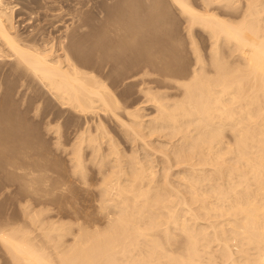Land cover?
I'll use <instances>...</instances> for the list:
<instances>
[{
	"label": "bare ground",
	"instance_id": "bare-ground-1",
	"mask_svg": "<svg viewBox=\"0 0 264 264\" xmlns=\"http://www.w3.org/2000/svg\"><path fill=\"white\" fill-rule=\"evenodd\" d=\"M171 1L189 23L186 35L193 64L184 76H176L164 62L147 66L149 70L137 75L146 101L130 109L118 101L106 79L82 67L74 52L76 45L68 44L72 35L66 40L72 46L60 44V54L48 40L43 48L35 41L31 44L37 36L29 40L21 37L11 6L0 0V58L9 52L6 55L14 57L17 68L41 83L55 101L85 116L70 148L69 142H64L66 147L61 149L72 168L70 180L72 177L90 189L93 182L89 175L95 174L99 207L105 215L100 227L106 223L104 231L91 227L92 231L88 228L91 224L78 222V233L66 240L71 242L66 245L61 238L73 229L49 221L44 240L57 243L54 235H58L65 243L62 250L44 245L53 256L41 249L45 242L35 246L28 232L11 227L2 230L0 241L16 263L264 264V0H200L201 10L188 0ZM240 2L244 6L240 7ZM84 6L88 5H82V10ZM221 9L234 14L227 17ZM127 24V30L130 25L132 31L121 38L122 45H133L145 22L138 32L133 31L135 24ZM196 29H201L209 42L207 55L199 48L202 40L196 42ZM152 74L160 76L157 90L151 85ZM145 104L155 110L150 120L148 115L144 119V111L140 113ZM110 120L119 123L133 147L137 143V150H128L127 155L107 129ZM2 130L8 127L2 126ZM3 131L0 149L6 145L12 148L17 142L15 132L10 128L8 134ZM60 137L56 140L59 147ZM156 153L160 154L157 161L153 158ZM10 160L12 167L18 162ZM38 188L36 182L30 186L33 191ZM51 246L56 254L50 252Z\"/></svg>",
	"mask_w": 264,
	"mask_h": 264
},
{
	"label": "rangeland",
	"instance_id": "rangeland-1",
	"mask_svg": "<svg viewBox=\"0 0 264 264\" xmlns=\"http://www.w3.org/2000/svg\"><path fill=\"white\" fill-rule=\"evenodd\" d=\"M3 1L8 4L9 7L11 6L10 8L14 12V18L16 19V21H14L17 28L16 32H20L19 34H22L21 37L23 36V38L28 40L29 38L34 39L37 36L31 44L35 41L38 47L41 45L40 47L43 48V45L48 43L46 40H48L49 43L53 42L57 49L59 48L57 51V49L53 47V49L57 51H54L56 54L58 52V54H60L61 46L68 47V44H72L73 46L76 45L75 48L71 47L70 50L77 48L76 51L73 50L75 54L77 53L78 56H76L82 60V67L89 71L91 70L102 79H106V84H109L108 86H110V89L115 93L117 99H119L118 101L123 104V107L125 105V107L128 106L127 108L131 107L130 109H132L134 107H140L141 105L139 104L141 102L142 105L145 103L146 97L140 91V86H142L140 84L141 79L139 78L140 76L137 75L142 74L146 69L149 70L147 66L149 67L153 63L159 64V62H164L166 63L165 65L168 64L167 66L170 70L177 72L176 76L185 73L181 75L184 76L191 69L189 65L193 64L192 61H194L193 55L191 54V45L188 43L189 34H187L188 36L186 35V33H188V27L186 25L189 23H187L186 16L184 15V18L182 17V12L177 6L173 5L171 0ZM188 1L191 2L193 4L192 6L196 9L201 10L203 8V4L200 0ZM239 1L242 2V0ZM241 2L239 5L242 4L244 0L242 3ZM86 4L88 6H84L82 10V5ZM237 4L236 2V5ZM242 6L244 5L242 4ZM96 7L98 8L96 9ZM98 10L105 13L99 12ZM223 10L221 9L220 12L222 11V13H224L223 15L227 13V17H229L231 13L234 14L232 10ZM100 13L102 15H100ZM131 20H133V24H135L133 31H140L141 28H143L144 22L145 28L143 29L145 30L143 31L142 29L137 33H141L138 35L140 40L137 38L133 45L130 43H123L122 45L121 38L128 33L129 35L131 34L132 30L130 29L132 28L128 25L133 22ZM125 23H128V30ZM116 24L117 26H115ZM137 24L140 27H138ZM78 25L80 28L83 26V29H79ZM118 26H120L121 29H119ZM77 27V30H81L78 31L79 34L76 30ZM123 27L126 28L127 32ZM196 31L202 33H198L197 35L199 36H196V34L194 35L195 38H197L196 42H199L198 40L200 39L202 40V42L200 41L201 44L200 42L198 43L200 46L198 47L201 50L203 49L202 53L206 52V54L203 53L204 55H207L209 47H207V45H209V42L205 38V35H203L204 32L201 29H196ZM25 35H29L28 38H26ZM68 35L72 36L69 37ZM65 37L67 38L64 39ZM203 37L204 39H202ZM67 39L71 41V43L66 41ZM206 41L208 43H206ZM67 42L68 44H66ZM157 42L161 44L160 47L162 48L158 46L159 44ZM4 49L7 50L5 47ZM157 51L158 53H156ZM6 54H9V52L5 53L3 56L5 57ZM3 56L0 58V126L2 125L5 128L8 127V130L10 128L15 132L14 135L17 136V144L15 143L12 148L10 145H6L5 149H0V231H5V229L10 230L11 228L24 230L28 232L32 242H35V246L37 244L38 247V244L40 245L45 242L40 245V247L42 246L43 248L41 249L48 252L49 249L47 250V246H44L48 242L45 241L47 239L44 236V232L50 227L49 221H55L57 225L66 223V226H64L68 227L69 230L72 228L75 233H71L73 230L70 231L71 236H69L70 234L65 235L61 238L64 240H61L58 235H54V238L57 239V243H47L48 246H50V244L56 245L57 247H55V249L62 250L63 247L61 246L63 244H71V242H66V240L76 235V232L78 233V222L84 223L82 224L83 226H90L88 224H91L92 226L88 228L90 229L92 227L95 231L97 228L101 231L106 229V223L104 226L100 227L105 221L104 217L102 219V216L105 215L102 214L99 207L98 195L95 190L98 179L94 177L95 174L92 172L90 173L89 180L91 179L90 181L93 182V184L90 182V185L92 184L90 189L83 184L81 186L76 180H72V177L70 180L69 177L71 176L70 174H72V168L70 167L67 153L61 149L63 148L62 145L64 142V145H67L69 142L67 148H70V144L73 143L71 140L74 141L76 132L84 126L83 122L85 116L78 115L72 109L65 108L59 102L55 101L41 83L33 80L29 75L23 74L22 70L17 68L13 56L6 55L5 58ZM151 56H153L154 62ZM165 56L168 57L166 58ZM168 60H170V64ZM147 61H150L149 64L146 63ZM175 72L172 73L175 75ZM159 79L160 76L152 74L151 80L154 82L151 83V85L155 86V90L158 89L157 84L159 83ZM169 89L168 91H174ZM122 104H120L121 107ZM150 105L151 104H148L146 107L142 106L143 108L140 112L142 115L144 112L146 113L144 119L149 117L147 120H150L152 115H156L154 107ZM107 121L109 122V120ZM110 122L109 124L106 123L107 129L109 128L108 131H111L110 135H114L118 143L122 144H120V147H124L125 152L128 150L131 152L133 149L137 150V143L135 144L136 148L133 147L134 143L127 140V137L124 135V129L122 130V128L119 127L120 125H117L119 123L115 124L116 122L112 120H110ZM51 123L54 125L53 129L50 127L53 126ZM2 126L0 127V131L4 130H2ZM49 128H51V130ZM8 130L3 131V133L5 132L8 134ZM59 136H61V147H59L56 142ZM148 139L150 140V138ZM152 145L155 144L152 143ZM129 152H127V155L130 154ZM16 153L18 154L17 157ZM3 156H5V158H3ZM158 156H160V154L156 153L153 158L156 160ZM11 157H13L14 160L18 158L15 161V163L18 161L16 163L19 166L18 169L16 164V168H13L15 166H11V162H9ZM13 158H11L10 161H12ZM155 164L157 165V162H155ZM157 169H159V167H157ZM50 180L53 181L51 182ZM35 182L36 185L39 186V191L30 190V186L33 184L35 185ZM45 183L50 185L47 186ZM52 184H54L53 187ZM62 184H65L63 185L64 189L60 187ZM38 214L43 215L41 216L42 219ZM33 216H37L39 219L36 217L35 219ZM43 217H45L44 219L46 222L48 221V223H43ZM80 217H82L81 221H79ZM36 220L41 221L43 225H40L42 223L39 224V221ZM35 221L44 228L36 225ZM68 222L75 225L67 224ZM95 223L99 224V227L95 228ZM51 224L53 223L51 222ZM92 228L90 230L94 231ZM99 229L98 231H100ZM60 240L65 243H62ZM3 245L4 244L0 241V264H15L16 261L12 258L11 254L6 251L7 249ZM53 249L52 247V250ZM50 252L56 254L54 250H50ZM48 254L50 253L48 252ZM50 256L53 255L50 254ZM16 264L19 263L17 262Z\"/></svg>",
	"mask_w": 264,
	"mask_h": 264
}]
</instances>
